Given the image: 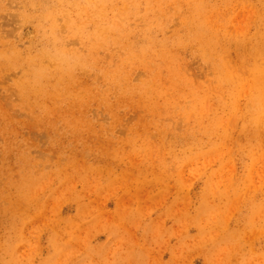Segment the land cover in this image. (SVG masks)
Returning a JSON list of instances; mask_svg holds the SVG:
<instances>
[{
    "label": "rangeland",
    "instance_id": "1",
    "mask_svg": "<svg viewBox=\"0 0 264 264\" xmlns=\"http://www.w3.org/2000/svg\"><path fill=\"white\" fill-rule=\"evenodd\" d=\"M29 1H33L34 5ZM54 1L57 0H0V53L8 47L15 48L21 55L34 48L35 54L44 52L54 56L55 53L61 52L63 46L54 39L58 32L48 29L46 33H41L37 21L30 19L35 16L44 17L46 12L55 10ZM67 2L68 0L63 3ZM170 3L172 6L169 8L172 11L169 19L161 16L165 22L163 36L167 39L186 37L191 27L190 18L199 17L207 21L204 23L199 20L202 30L228 41L233 40L237 44L263 30L264 8L260 1L170 0ZM146 5L149 6L147 2H142L143 8ZM86 17L91 20L85 25L80 22L74 24L73 19L60 17L62 33L59 34L62 35L65 30L71 32L72 29L76 30V34L81 26L93 29L95 20L106 23L114 21L115 18H124L118 15L114 8H111L106 16L96 18L90 13H85L82 18ZM134 21L136 25L133 27L140 30V33L145 32V27L150 26L151 21L152 28L163 27L158 13L153 10L145 13L141 21ZM204 31L197 30V45L181 47L183 49L179 55L169 58L164 65L154 67L152 61H159L150 59L148 63L142 60L133 66L135 58L133 59L130 71L134 75L130 82H123L138 86L150 75L153 81L149 83L154 90H161L158 86L160 84L165 85L164 93L160 95L163 99H153L150 111L144 106L151 99L142 100L140 92H135L124 103L115 105L116 113L107 112L94 96L90 100L92 109H84V114L89 111L85 115L91 118L92 122L102 123L110 128L105 132L99 131L97 136L91 138L92 141L85 140L86 146L81 142L79 145L76 141H69L73 149L70 147L71 150L61 152H49L48 148L51 140L58 139L68 129L79 127L78 130L81 128L85 133L82 138H88L89 129L83 127V117H80V113L73 116L72 110L67 113L65 110H54L49 111L51 116L58 118L64 115L66 118L59 119L50 133L46 124H39L36 128L29 127L32 121L30 112L28 109H20V106H23L19 81L22 71L11 69L13 66L18 67L21 60L9 62L8 59L12 55L9 49L3 57L0 54V59H3L1 62H9V69L3 68L0 71L6 74L5 83H0V93L5 94L1 88L5 85L8 93L12 95H9L11 99H8V103L13 101L19 105L13 114L18 120L26 123L21 129L23 137L20 138L31 139L28 147L36 159L33 160L36 166L23 165L27 169L25 173L20 174L14 170L13 177L4 176L2 182H16L18 174L25 177L27 182L32 184L28 200L31 204H37L26 205L21 199L22 192H18L16 187H11L8 197H3L1 202L6 206L0 203V216L4 219L6 212L16 214L29 209L35 211L29 214L31 220L26 224L23 225L24 220L15 221L14 223L18 224L14 230L11 229V222L6 225L4 223L1 234L7 233L10 240L0 242V264H136V255L147 260L149 264H174L169 260L176 254L180 258L179 264H207L195 250L200 246L210 250L214 247L210 242H221L217 232L209 233L208 243L201 242L202 239L188 242L185 238L196 233L190 218L192 213L198 211V207H204L202 191L209 180L212 183L210 195L207 196L210 205L219 204L229 197L233 200L238 198L234 203L237 207L234 217L244 224L247 208L254 202L259 206L254 217L264 222V208L260 210V202L264 199V146L260 150L259 145L254 143L252 148L244 141L245 137L242 135L244 128L253 126V114L260 112V123L264 125V106L260 109V106L251 102V98H246L247 92L253 94L255 91L242 84L228 86L217 80L219 68L224 64L227 66H224L225 74H231L236 80H248V68L240 62V48L237 44L229 47L228 53L221 55L223 57L220 60L213 57L206 63L197 57L196 50L200 53L201 43L211 40L207 35H203ZM63 36L64 46L68 50L73 52L72 49H75L78 54L87 53V49L82 47L80 37ZM38 42H45L39 46L42 47L41 50L35 47ZM53 42L55 46L51 45ZM154 50H161V47ZM217 51L223 49L219 47ZM125 52V49L120 50V47L113 46L100 51V64L115 69L125 60ZM70 58V55L65 54L59 56L62 60ZM42 64L51 67L50 61L42 60ZM96 74V68L87 67L82 82L91 86L102 83L101 87H106L103 78L98 77L97 81L94 79ZM181 79L185 82L179 81ZM182 83L187 84L178 87ZM194 91L199 93V98L193 95ZM108 99L116 102L117 96L112 94ZM154 103L160 105L158 111L165 112V118L157 123L159 128L155 129L152 125L147 135L130 139L134 126L144 122L141 120L144 112H149L148 118L154 116ZM193 104L196 106L193 107ZM117 118L121 121L120 124L117 123ZM114 121L116 125L113 124ZM173 126L178 129L172 130ZM205 126L207 134L199 136L198 147L184 152L183 148L176 146L177 139L185 137L188 133L199 134L197 132L202 130L199 128ZM183 128L189 130L184 133L181 130ZM4 137L5 135H0V147L6 143ZM74 137L80 139L78 136ZM107 138L115 139L124 145V152L119 159H116L117 153L112 149L106 155L98 152L97 147L101 139ZM14 144L17 145V142ZM116 147L118 148L117 145ZM74 157L76 158L73 160ZM14 159L13 156L12 161ZM13 166L17 167L14 164ZM57 168L59 174L56 172ZM122 172L127 173V176L123 182L117 184ZM251 173L252 175H249ZM160 178L164 179V184L159 181L162 180ZM119 191L121 206L118 205V200L114 199ZM8 198L17 199L12 202ZM17 201L23 206L18 207ZM116 206L120 209L116 210ZM138 207L141 211L134 210ZM33 213H36L34 217ZM121 213L126 215L128 221L121 219ZM65 216L74 217V224L69 229L64 227V224L54 223ZM204 216L209 218L208 214ZM180 218H183V224L178 226ZM131 222L132 234L140 235L141 239L147 242H128ZM236 226L234 222L229 229ZM123 228L129 230H120ZM46 229H49L48 233L45 232ZM52 237L53 242H50ZM255 238H258V241L252 248H248V254L259 256V259L254 258L249 264H263L264 239L260 242L259 234L253 237ZM179 239H185V244L179 242ZM240 260L241 258H238V261ZM223 261L224 259L218 256L215 263L225 264ZM238 261H235V264H239Z\"/></svg>",
    "mask_w": 264,
    "mask_h": 264
},
{
    "label": "bare ground",
    "instance_id": "2",
    "mask_svg": "<svg viewBox=\"0 0 264 264\" xmlns=\"http://www.w3.org/2000/svg\"><path fill=\"white\" fill-rule=\"evenodd\" d=\"M65 1L66 0L54 1L53 6L55 10L46 12L44 17L35 16L30 18L31 20L37 21L41 33H46L48 29L58 32L54 39L63 46V50L61 52L55 53L54 56L48 55L44 52L35 54L34 48L30 51L28 50L25 55H21V53L15 48L8 47L0 53L1 57H3V54L5 55L9 49L12 51V55L8 59L9 62H13L16 59L21 60V63L18 67L13 66L11 69L16 68L15 70L22 71V78L19 81L21 82L23 106H20V109L22 111L23 109L29 110V115L32 119L29 127L36 128L39 124H46L49 130L48 133H50L53 130V127H56L58 120L65 119L66 116L63 115L58 118H54L50 115L49 111L65 110V113H67V111L72 110L73 116H75L76 113H80V117H83L84 121L83 127L89 129V133L86 132L88 138H82L85 136V133L81 128L78 130L79 127L71 128L72 130L68 129L64 134H61L58 139L54 141L51 140L48 148L49 152H53L55 150L59 152L62 150L67 151L71 150L69 149L70 147L73 149L72 143L69 141H76L78 144L81 142L86 146L87 141L85 140L92 141V137L97 136L99 131L105 132L108 128H110V126H104L102 123L92 122V119L85 115L88 114L89 111L84 114V109H92L93 104L90 103V100L94 96L97 97L98 103L102 105V107L104 106L107 112L112 111L116 113L114 108L115 105L118 106L124 103V101L130 98L135 92H140L142 100L146 98L151 99L149 100V103L144 106L145 109L150 111L153 99H156L157 97L161 100L163 99V97L160 95L164 93L163 88H165V85L160 84L158 86L161 88V90H154L152 85L149 83L153 81V78L150 75L138 86H133L123 82H130L132 75H134V73L130 71L133 59L135 58L133 66L137 62L141 63L142 60L148 63L150 59L159 61V63L152 61V66L154 67L164 65L167 62L166 60L169 58H176L179 55L180 50L183 49L181 47L197 45L199 42L197 30L201 32L204 31L200 28L199 20L204 23L207 22L203 17L190 18L191 27L189 28V33L186 37L167 39L163 36L165 33V22L161 16L163 15L167 20L169 19L172 11L169 8V6H172L170 0H68L67 3H63ZM251 1H260V5L262 8H264V0ZM142 2H147L149 6L146 5V7L143 8ZM29 3L34 5L33 1H29ZM188 6L190 9L192 8L190 2L188 3ZM111 8H114V11L118 15L124 16V18H115L114 21L106 23H100L98 20H95V26L93 29L81 26L77 30L76 34H74L76 31L75 29L71 30L72 33L65 30L62 35L59 34L60 32L62 33V31H60V17H64L68 20L73 19L74 24L80 22L82 25H85L91 20L87 17L83 19L85 17V13H90L94 17L98 18L99 16L108 15V11ZM149 10H153L158 13V16L163 22V27L160 29H154L152 28L153 22L151 21L150 26L147 25L145 27V32L140 33V30L133 27V25H136L134 20L141 21L144 18L145 13H147ZM262 16H264V14ZM208 20L210 21L209 17ZM62 21L64 22L65 20L62 19ZM262 28L263 30L260 31V33L251 35L250 38L244 39L238 44L237 42H233V40L228 41L227 39L219 38L204 31L203 35H207L211 38V40H204L201 43L200 53L198 50H196L198 55L197 57L208 63L210 58L213 57L220 60L223 57L221 55L228 53L227 50L229 47L236 46L237 44V47L240 48V62L243 66L248 68V80L243 81L241 78L236 80L231 74H225V70L227 68L225 64L224 66L226 68L224 66L219 68L221 75L218 73L219 76L217 77V80L228 86H240V84H242L244 87L255 91L253 94H249L247 92L245 96L246 98H251V102L260 106V109H262L264 106V22L262 23ZM63 35L70 38L80 37L83 43L82 47L87 49V53L78 54L75 53V49H72L73 52L68 50L64 46ZM44 43L45 42H42L40 44V42H38L35 47H39ZM51 45L55 46L56 44L53 42ZM112 46L120 47V50H126L125 60L115 69L103 67L100 64L99 58L100 51L106 50ZM159 47H161V50H154L155 48L158 49ZM219 47L220 49H223V51H217ZM41 49L42 47H39L37 50ZM60 54L70 55L71 58L70 60L59 59ZM1 60L3 59H0V71L3 68L9 69V62L6 60L1 62ZM42 60L50 61L51 67L48 68L44 66L42 64ZM87 67H91V69L96 68L97 77L95 76L94 79L97 81L98 77L103 78L107 86L101 87L103 86L101 85L102 83L93 86L84 84L82 82V78L86 76ZM5 78L6 74L0 73V83H5ZM179 81L185 82L183 79ZM184 84L187 83L179 84L178 87H181V85ZM15 87L16 84H14V89ZM1 88L5 94L0 93V135H5L4 138L6 139V143L3 147H0V203L6 206V204L1 201L5 197H8V191L11 187H16L18 192H22L21 199L27 205L28 203L31 204L28 200V194L31 192L32 184L31 182H27L25 177H20V174H23L27 171L23 165L36 166L35 162L33 161H36V159L32 156L31 150L28 147L31 144V139L27 138L25 140H21L23 137L21 129L24 128L26 123L18 120L16 118L17 116L13 114L16 113L15 110L19 105L14 104L13 101L8 103V99H11L10 96L12 95L11 93H8L7 87L5 85ZM17 90H20V88H17ZM119 91L122 92L118 94L117 92ZM183 93L185 94V91ZM112 94L117 96L116 102H112L108 99V97ZM193 95H195L196 98H199V93L194 91ZM142 102L145 103V101ZM195 106L196 104H193V107ZM97 107L99 108V106ZM159 107V104L154 103L152 111L154 116L152 118H148V111L144 112V115L141 117V120L144 122L134 126L131 132L132 135L130 134V139L140 138L141 135H147L152 125H154L155 129L159 128L157 123H160V121L165 118V112L158 111ZM251 118L253 119V126L250 128H244L245 131L242 132V135L245 137L244 141L252 148L254 147V143H257L260 147V150H262V146H264V125L260 123V112L253 114ZM120 122L121 121H119L117 118V123L120 124ZM113 124L116 125V122L114 121ZM218 125L220 126L219 123ZM171 129L175 131L178 128L173 126ZM199 129H202L197 132L199 134H196L195 132L188 133L185 137L177 139L176 146L183 148L184 152L192 150L194 147H198L200 145L199 136L202 134H207L205 132V130H207L206 126L200 127ZM181 130L185 133L189 129L183 128ZM74 136H78L80 139H77ZM15 142H17V145L14 144ZM97 149H99L98 152L103 153V155H106L109 150L112 149L117 153V155H115L116 159H119L122 152H124V145L115 141V139L107 138L101 139ZM13 156L15 157L14 161H12ZM75 158L76 157H74L73 160ZM104 163H106V161H104ZM13 164L17 167L13 166ZM72 165L74 167V164ZM252 165L254 164H251V166ZM14 170L20 173L18 174L17 181L12 182L8 180V182H2V178L4 176L12 178L15 173L13 172ZM56 172L57 174L60 173L58 168L56 169ZM177 172L179 171L177 170ZM249 175H252V173ZM126 176L127 173L124 174L122 172L117 184L123 182ZM160 179L162 180L159 181H163L164 184V179ZM180 182L183 183L182 180ZM211 186L212 183H210L209 180L205 184L204 190L202 191V202L204 203V207H198V211L191 214L192 218H190V220L194 225V230L196 233L189 235L188 232L189 236H186L185 239H187L188 242H195L197 239H202L201 242L208 243L210 241L209 233L211 231L217 232V237L222 240L221 242H210L214 246L210 250H206L203 246H200L199 249L195 250L196 253L203 257L207 264H216V257L218 256L224 259L223 263L225 264H235V261H238V258H241V260L238 261L239 264H249L250 261L256 257L259 259V256L248 254V248H252L254 243L258 241V238L253 239L254 236L259 234L260 242H262L264 239V222H262L261 219L259 221L258 218L254 217L255 214L258 213L259 206L253 202L251 206L247 208V218L243 219L244 224H241L240 219L238 220L236 217H234V214H236L234 211L237 208L234 206V203L236 200H238V198L233 200L229 197L219 204L210 205L207 196L210 195ZM16 199L17 198H8V200L12 202ZM114 199L115 201L118 200L119 206L122 205L120 191ZM17 204L19 207L20 201H17ZM22 206L23 205L20 207ZM31 206H37V204H31ZM262 208H264V199L260 202V210ZM119 209L120 207L118 208V206H116V210ZM221 209H223V211H216ZM134 210L141 211V208L138 207ZM34 211V209H29L16 214L6 212L5 219L0 216V242H7L10 240V236L7 233L1 234V231H3L5 227L4 223L6 225L11 222V229L14 230L15 226L18 224L14 223L15 221L22 222L24 220L23 225L26 224L29 220H31L29 214ZM180 212L181 214L183 213L182 210ZM206 214H208L209 218L204 216ZM35 215L36 213H33V217ZM120 216L123 221H128L125 214L121 213ZM73 220L74 217L68 218L65 216L63 219L60 218L54 223L57 225L64 224V227L69 229V227L71 225L73 226L74 224ZM234 222L237 224V226L234 229H229V226ZM238 223L240 225H238ZM181 224H183V218L178 220V226ZM130 225V230L126 228L120 229L129 230L128 242H147L144 239H141L142 237L140 235H133L131 232L133 223L131 222ZM48 231L49 229L45 230L47 233ZM118 238L120 239V237ZM53 239L54 237L51 238L50 242H53ZM185 239H179V242H183L184 245V242H186ZM13 240L14 239H12V242ZM134 261L136 264H149L147 260L139 258L138 255L134 257ZM169 262L179 264L180 258L177 256V254L176 256L172 255ZM45 263H47V260Z\"/></svg>",
    "mask_w": 264,
    "mask_h": 264
}]
</instances>
